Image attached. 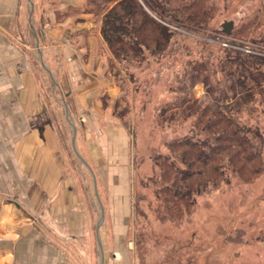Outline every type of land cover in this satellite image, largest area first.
<instances>
[{"label":"crops","instance_id":"0c3cea01","mask_svg":"<svg viewBox=\"0 0 264 264\" xmlns=\"http://www.w3.org/2000/svg\"><path fill=\"white\" fill-rule=\"evenodd\" d=\"M87 1L0 0V264H81L76 253L85 249L90 258L92 244L97 246L99 212L85 205L66 160L63 133L50 117L49 94L37 83L33 53L48 77L58 71L71 78L66 84L68 108L78 121L77 151L103 198L104 264L133 263L127 242L135 137L102 109L101 93L114 88L106 76L111 54L100 16L87 9ZM68 11L80 14L70 17Z\"/></svg>","mask_w":264,"mask_h":264},{"label":"rangeland","instance_id":"374dc122","mask_svg":"<svg viewBox=\"0 0 264 264\" xmlns=\"http://www.w3.org/2000/svg\"><path fill=\"white\" fill-rule=\"evenodd\" d=\"M263 2L264 0H217L218 9L212 26L222 32V23L231 21V31L242 20L257 14L260 24L255 28L254 35L258 39L264 34V10L258 12ZM79 14L67 12L70 17ZM214 34L180 32L173 36L169 51L164 57L150 58L149 63H143L142 67L130 65L125 69V63L119 64L116 61L108 62L106 67V76L114 88L101 93L102 109L107 115L113 114L135 137L134 209L130 239L127 242L132 247L131 264H264V140L263 170L259 175L245 182L235 174H228L225 181L215 187L209 186L206 192L196 195L187 214L181 217L165 214L159 207L160 203L154 196V188L150 182V150L155 147L163 149L164 143L174 136L184 134L190 125V120H187L177 129L160 128L154 122L155 107L163 105L174 96L169 92V85L175 73L180 70L182 61L188 57L197 59L208 52L212 53V57L219 54L220 46L231 47V44L221 39L224 36L218 34L220 38H217ZM83 38L85 39L84 35ZM28 42L33 45L29 38ZM253 43L258 47L254 49L256 53H261L259 42L255 40ZM32 56L35 66H38L37 83L43 88L45 96L49 94L50 117L59 125L60 134L63 133L68 157L66 160L69 167L76 171V182L81 188L85 205L97 214L99 205L91 173L75 155L71 145L70 123L73 121L77 126L78 121L75 120V115L71 116L69 108L67 119L64 118L63 103L70 106L66 82H70L71 78L67 73L56 71L55 74L50 72L51 79L43 67H40L34 53ZM192 91L195 97L200 98L204 93L203 84L196 83ZM256 98L252 122L260 127L264 139V103L258 94ZM76 134L77 128L75 136ZM79 142L82 144V141ZM75 146L78 150L76 140ZM96 187L102 204L103 198L100 197L97 185ZM84 250H81V254L76 253V260L78 258L81 264H99L98 246L92 244L90 258L87 257L88 254L85 255Z\"/></svg>","mask_w":264,"mask_h":264},{"label":"trees","instance_id":"16d2710c","mask_svg":"<svg viewBox=\"0 0 264 264\" xmlns=\"http://www.w3.org/2000/svg\"><path fill=\"white\" fill-rule=\"evenodd\" d=\"M87 6L100 16L111 61L125 63V69L164 57L180 32L215 33L231 44L220 46L218 55L208 52L182 61L169 85L174 96L155 107L154 122L160 128L177 129L190 120L184 134L149 152L151 186L165 214H187L196 195L230 173L247 182L262 172L264 139L252 122L257 94L264 103V34L255 38L257 14L221 32L212 26L217 0H88ZM262 10L264 2L258 12ZM255 40L261 45L259 54ZM198 82L204 87L200 98L192 91Z\"/></svg>","mask_w":264,"mask_h":264},{"label":"water","instance_id":"95a60500","mask_svg":"<svg viewBox=\"0 0 264 264\" xmlns=\"http://www.w3.org/2000/svg\"><path fill=\"white\" fill-rule=\"evenodd\" d=\"M222 27L225 31L229 32L231 27H232V23L231 21H227V22H224L222 23ZM39 60L41 62V65H44L42 59H41V54H40V51H39ZM46 70L49 72V70L46 68ZM52 78V77H51ZM53 79V78H52ZM63 106L65 108V112H66V115L68 116V107L66 105V103L64 102L63 103ZM71 125V128H72V136H71V145H72V149L75 153V155L78 157V159L86 166V168L90 171L91 173V176H92V180H93V185H94V191H95V195L97 197V200H98V205H99V218H98V221L96 223V227H95V232H96V240H97V246H98V251H99V264H104V253H103V249H102V243H101V240H100V236H99V227H100V224L102 222V219H103V207H102V204H101V201L99 199V195H98V192H97V187H96V181H95V175L91 169V167L87 164V162L84 160L83 157H81V155L79 154V152L77 151L76 149V146H75V131H76V127H75V124L74 123H70Z\"/></svg>","mask_w":264,"mask_h":264}]
</instances>
